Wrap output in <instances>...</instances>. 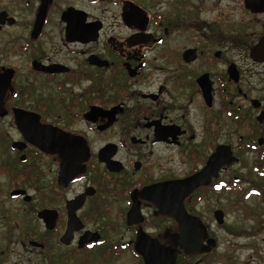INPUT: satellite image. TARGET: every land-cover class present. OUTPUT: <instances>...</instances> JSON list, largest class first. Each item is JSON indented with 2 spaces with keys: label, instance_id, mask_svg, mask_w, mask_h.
<instances>
[{
  "label": "flooded vegetation",
  "instance_id": "af4514ba",
  "mask_svg": "<svg viewBox=\"0 0 264 264\" xmlns=\"http://www.w3.org/2000/svg\"><path fill=\"white\" fill-rule=\"evenodd\" d=\"M166 1L0 0V264H53V243L70 249L64 264L72 255L112 264L126 251L145 264L136 246L154 242L175 250L176 264L218 246L213 230L226 212L213 209L210 220L199 205L256 173L242 154L264 159V45L255 50L264 0H173L162 11ZM237 8L257 30L237 25L231 34ZM172 32L185 41L167 49ZM39 125L53 151L32 142ZM207 166L183 205L210 248L187 255L197 223L182 235L144 189L158 185L171 199L177 182Z\"/></svg>",
  "mask_w": 264,
  "mask_h": 264
},
{
  "label": "rangeland",
  "instance_id": "374dc122",
  "mask_svg": "<svg viewBox=\"0 0 264 264\" xmlns=\"http://www.w3.org/2000/svg\"><path fill=\"white\" fill-rule=\"evenodd\" d=\"M171 4H168L166 1V5L162 4V11L166 9L170 10L173 6V0L169 1ZM171 6V7H170ZM231 6V5H230ZM159 9V5L155 8V10ZM233 7H230V10ZM238 9V8H237ZM241 9H238L237 15H234V19L238 18L242 19V22L235 23L231 17L230 21V32L232 34V29L237 27V25H241L243 27H247L246 32H250L257 30L258 25L256 21H252L250 18L252 15L247 12H241ZM207 18L210 14H202ZM249 27V29H248ZM250 42H254V38L249 37ZM177 40H181V42L185 41L184 36H177L175 32H172L165 41V47L167 49L176 48ZM156 48V47H155ZM161 48V47H160ZM235 46L230 44V57H234L235 52H233ZM158 64V63H156ZM248 68L249 66L246 65ZM258 68V67H257ZM169 70L168 68L166 71ZM264 80V77H262ZM264 84V81H262ZM258 93V95H264V89ZM259 89V90H260ZM199 113L194 116L193 122L196 124V130L198 133H201V122L202 119ZM231 124V123H230ZM232 128V125H231ZM248 133L247 128L244 131H239V133ZM246 140V139H245ZM230 142L234 146L238 144L239 140L237 139V134H233L231 132ZM99 140H96L95 145L100 144ZM5 145L3 139L0 137V151L2 147ZM252 153H245L241 156V162H244V165L247 168H255L256 165H259V169L252 172L249 175L248 181H239L233 182L230 185V191L227 194H219L213 196L212 199L205 200L201 202L199 205V210H204V217L207 219H211V211L216 208H222L226 212V220L224 222V226L220 228H214L213 233L217 238L218 246L211 253H206L204 255L196 256L190 260L186 259L185 256H181L179 260H177L176 264H194L195 260L199 257L201 263L198 264H264V159L261 157H254ZM262 159V160H261ZM255 160L256 163L254 162ZM237 167L233 170H238L241 168V171H245L242 166H234ZM54 170V169H53ZM155 172L157 169H153ZM255 170V169H254ZM262 171V174L260 173ZM232 181V180H231ZM17 211H13L14 213H21L22 207L18 205L15 201L12 202ZM19 216H22L19 214ZM117 226V232L120 233L121 228L119 227L120 221H114ZM22 223V220H21ZM23 224V223H22ZM53 264H64L67 257V252L70 249L61 248L53 243ZM42 255V254H41ZM94 255V254H93ZM43 256V255H42ZM95 256V255H94ZM80 258L78 255H72L69 258V262L67 264H79ZM112 264H142L141 260L137 259L135 254H132L130 251H126L122 253V255Z\"/></svg>",
  "mask_w": 264,
  "mask_h": 264
},
{
  "label": "water",
  "instance_id": "95a60500",
  "mask_svg": "<svg viewBox=\"0 0 264 264\" xmlns=\"http://www.w3.org/2000/svg\"><path fill=\"white\" fill-rule=\"evenodd\" d=\"M252 2L256 1V0H250ZM264 45V42L262 41L256 48L255 50H258L259 48H261V46ZM54 130V129H52ZM59 133L58 130H55ZM54 131V132H55ZM50 129L47 126H40L39 125V133L36 134L33 138H32V142L35 143V145L48 150V151H53V149H55V147H53L52 145H50L44 137H48ZM53 134H56L54 133ZM50 136V135H49ZM58 136V135H57ZM28 139H30L29 136H26ZM34 139V141H33ZM55 152V151H54ZM59 153V155L62 157V155H64V153ZM230 161H232V158L230 159ZM209 165V164H208ZM210 169V167H206V171H202V173L198 174V175H194L188 178H185L179 182L176 183V188H177V192H175L176 197L173 198H164L159 194V186H152L149 188L144 189V191H154V198L150 199V201H152L158 208V210L160 211V213L162 214H168L171 215L172 217L176 218L179 222L180 225V232L182 235H187L189 236L191 233V226L194 225L193 223H197L198 225V229H199V236L197 239H187L183 242V244L186 246L184 249V252L187 255H191V254H197V253H201V252H205L207 251L210 247L208 245H210V241L207 242V246H200L201 245V235L204 234V232L202 231L203 229V225L201 224L200 220L198 218L195 217H191L190 215H188L184 209V205H183V200L184 198L198 185H200L202 183L201 180V175L205 172H207ZM218 214H220V211H216L215 215L218 216ZM188 219H191L192 223L190 221H188ZM154 242V241H152ZM155 245H157V243L154 242ZM154 245V246H155ZM151 246V245H150ZM148 246L145 247L143 249L139 248L138 246H136V250L137 252L143 257L145 264H156L155 261H153V258H165V261L161 264H175V259H176V252L175 250H171V249H164L162 247H154V246Z\"/></svg>",
  "mask_w": 264,
  "mask_h": 264
}]
</instances>
